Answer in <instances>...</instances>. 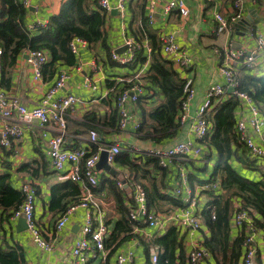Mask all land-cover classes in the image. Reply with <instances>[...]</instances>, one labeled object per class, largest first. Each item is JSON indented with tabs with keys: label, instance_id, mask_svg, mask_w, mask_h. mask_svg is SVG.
Listing matches in <instances>:
<instances>
[{
	"label": "crops",
	"instance_id": "crops-1",
	"mask_svg": "<svg viewBox=\"0 0 264 264\" xmlns=\"http://www.w3.org/2000/svg\"><path fill=\"white\" fill-rule=\"evenodd\" d=\"M109 1L111 4L116 2V0ZM147 1L124 0L123 13L116 7L112 8L108 11L105 23L107 49L99 42L85 46L79 45L77 52L74 53L76 57L75 64L58 67V72L67 70L68 77L64 87L57 92V95L61 96L71 93L78 97L79 100L74 104L73 109L66 117L68 137L65 147L67 149L77 147L89 149L93 144L89 140L90 129H95L101 143L105 145L118 144L121 148H131L136 151H130L131 155L147 150L165 149L176 141H191L194 144H200V140L188 131L187 125L180 127L177 134L164 141V143H155L150 140L142 141L136 137L133 124L138 120L140 122L142 110L149 111L163 100L162 95L158 93L156 88L153 87L154 89H152L149 87V83L145 84L137 103H128L131 113L130 122L123 129L118 127L119 113L115 105L116 95L113 90H110L106 86V81L115 80L123 82L133 77L139 70H143L146 73L149 65L148 59L141 65L136 64L132 69L128 65L108 64L106 61L107 50L109 49L111 53V51H116L117 48L123 47L126 33L133 35L132 30L141 29L143 27L142 24H144L148 34L152 35L155 44L159 46V54L164 59H167V57L161 51L160 37L167 34L174 35L175 41L191 58V64L186 69L175 66L167 59L181 78L184 79L186 76L191 77L193 80L195 92L189 105V116L191 117L204 101L208 87L214 83H224V78L219 71V55L215 49L227 44L231 49L248 50L255 45L254 35L264 32V0H242L239 9L234 7V0H185L190 11L186 17H182L176 11L165 14L163 12V5L167 0H161L154 12L152 22L148 20L146 15ZM60 3L61 0H30L29 7L31 9L28 7L29 11L25 16V22L29 30L33 34L37 33L36 27L44 25L50 15L57 13ZM216 12L223 14L225 17L239 12L241 17L230 31L217 34L213 30L215 22L214 13ZM141 13L144 17L143 23L140 20ZM146 39L147 45L150 46L152 39H148L147 36L143 35L142 38L139 37L137 40L140 43H144ZM140 49H142L143 55L148 56L146 49L142 47ZM26 53L27 51L23 52L16 59V63L12 69L9 88L5 89L1 86L0 88L8 96L18 98L27 108H32L38 104L43 95L51 87L57 78L58 72H55L50 79H44L43 74L40 80L33 79L31 67L24 56ZM76 66H80L81 68L77 69ZM241 68L238 67V72ZM262 74H264V71H259L256 75ZM85 76H90L97 82L95 90L83 85ZM115 108L116 111L113 112ZM85 115H89L91 118L88 124L93 125L92 128H87L83 124H77V121H84L82 118ZM112 118H116L114 121L115 128L103 126L105 121H110ZM6 122L0 117V129H2ZM8 122L18 125L22 133L21 137L12 143L11 148L5 149L0 146V173L9 174V181L13 188L20 189V186L24 182H30L35 187L36 224L43 238L52 245V249L45 251L38 247L33 242L28 229L20 231L19 227L21 224L18 223L19 217L16 219L9 218L8 221H4L1 233L4 234L8 245H17L22 248L25 260L24 264H75V259L72 257L70 251L74 240L80 234L85 210L82 207L76 208L70 215L65 227L59 232L54 227L55 220L59 214L58 212L49 210L51 185L70 179V164H66L61 171H55L50 166L47 155L48 141L57 134V130L52 124L41 127L37 121H34L32 125L17 122L16 115L8 119ZM254 139L259 141L257 137ZM202 145L206 146L205 144ZM205 151L206 153L198 159L174 158L163 171L157 173L151 171V176L155 177L158 184H161L160 192L170 195L176 201L178 200L177 202L179 203L173 204L169 200L157 198L152 210L165 213L183 206L179 200L180 198L174 195V188L180 184V170L187 172L188 182L194 193L197 192L198 186L202 183L201 181L211 178L214 165H210V161L216 158V152L213 150L208 153L207 146ZM247 157L250 164L233 161V166L242 175L253 180H258L264 176V161L251 159L248 156V152ZM110 164L120 173L130 174L125 166L115 165L113 162ZM201 164H204L205 168L201 167ZM24 165L34 167L37 172L36 175L33 176L29 171L30 169L20 170V167ZM205 169L208 171L207 173H210L209 176L204 174ZM97 176L99 177V184L105 178H109L110 180L117 178L104 169L98 170ZM76 183L79 185L81 194L83 191L82 186L78 182ZM123 191L127 197L131 196V192H126L124 188ZM93 195L101 203L103 220L111 232L118 219V215L115 212V200L110 193V189L105 186L99 191H94ZM196 197L198 199L196 212L201 213V210L207 205L208 197L204 193H200ZM124 203L130 207L132 199L131 201L126 199ZM255 216L257 215L255 214ZM201 221V228L194 233H188L185 230L180 231L185 255L190 250L193 242L197 241L198 238L204 241L205 236L209 235L202 217ZM137 224L138 229H133L132 236L125 239L118 248L109 253L106 264H114L115 254L120 251L133 252V260L128 264H151L149 252L155 246L149 245L148 255H146V243L154 237L165 234L168 228L172 226V223L166 221L163 227L155 228L149 227L143 222V219H140ZM238 234L239 229L231 226L230 236L234 238ZM254 239L257 246L254 264H264L263 231L256 228ZM88 264H100L99 258L89 254ZM205 264H216V262L210 255L206 259Z\"/></svg>",
	"mask_w": 264,
	"mask_h": 264
},
{
	"label": "built area",
	"instance_id": "built-area-1",
	"mask_svg": "<svg viewBox=\"0 0 264 264\" xmlns=\"http://www.w3.org/2000/svg\"><path fill=\"white\" fill-rule=\"evenodd\" d=\"M24 6L29 7L30 0H21ZM124 0H116L111 4L109 0H98L100 7L107 12L112 8H117L121 13L124 12ZM242 0H234V7L239 9ZM161 0H148L146 5V15L150 22L153 21L154 12ZM115 4V5H114ZM176 11L182 17L189 15V8L185 0H167L163 5L165 14ZM241 14L236 12L229 17L223 14L214 13L215 33H224L230 31L233 25L240 19ZM255 45L248 50L231 49L229 46L223 45L216 48L215 51L219 55V71L224 78V83H214L210 85L206 91L204 101L196 109L195 113L189 116L190 101L194 96V86L191 77H184V97L182 99L179 121L181 127L187 125L188 131L197 139L201 140L208 134L209 123L206 120V114L214 106V104L225 101L229 97L237 100L235 110V127L239 138L247 148L248 156L251 159L264 161V116L255 104L251 96L237 88L238 85V67H244L248 71L257 74L264 71V32L254 35ZM88 43L80 38H73L70 41L71 50L76 53L79 45H87ZM124 45L126 46L123 53L111 51V58L120 65H126L135 59V54L141 47L146 49L147 54L150 52V46L147 45V39L144 43H140L134 35L125 34ZM161 51L175 66L186 69L191 64L190 56L175 41L173 34L162 35L160 37ZM1 54V50H0ZM27 61L33 73V79L40 80L42 78V67L48 61L49 55L43 50L27 51ZM77 69L81 68L76 66ZM143 70H139L133 77L126 79L130 85L122 90L115 98V105L119 113L118 127L123 129L130 122L131 113L128 103H137L139 96L145 87ZM68 77L67 70H61L57 73L56 80L51 87L43 95L38 104L32 108H27L16 97H10L0 88V117L4 123L0 129V146L8 149L12 143L21 137V129L16 124H10L8 119L16 115L17 122L32 125L34 121L43 127L52 124L57 134L48 141L47 155L50 166L55 171H61L66 164H70L69 178L78 182L82 186V193L79 195L77 202L69 205L61 212L55 220V230L61 231L73 211L82 207L85 210L84 220L79 236L73 242L71 255L75 259V264H88V255L99 258L100 264H106L109 255L108 249L105 247V240L110 235V229L105 224L102 216V207L98 199L93 195V190L99 183V177L95 169L96 162L99 160L101 150L108 152L107 160L113 162L114 156L120 151L125 150L130 153L134 151L121 148L118 144L105 145L101 143L95 130L89 131V140L97 144V149L91 152L86 147H77L67 149V115L73 109L74 104L79 100L78 97L71 93L65 95H57V92L64 87ZM83 85L92 90L97 88V82L90 76H85ZM139 120L133 124L136 129ZM257 137L259 141L254 138ZM203 144V143H202ZM206 146L197 145L191 141H176L165 149L144 151L159 158L161 166L169 165L174 158L198 159L204 153ZM136 152V151H134ZM139 153V152H137ZM141 153V154H142ZM126 183L130 187L132 203L129 208L128 217L133 224V229H138V222L143 219L149 227H163L166 221H170L172 225L177 226L180 231L185 230L188 233H194L201 228V215L197 211V195L203 189L213 188L220 190L217 181H208L198 186L197 192H192L188 182V175L185 170L179 171L180 184L174 188V195L181 201L183 206H179L169 212H159L148 208L147 194L139 182L132 180V175L123 173ZM117 185L123 188L124 182L117 179ZM20 190L24 195L23 202L15 209L10 219H16L20 216L24 217L27 229L32 237L33 242L41 249L48 251L52 249V245L43 238L40 229L35 220V198L36 189L30 182H24L20 186ZM255 214L250 209L243 208L238 200L234 201V209L230 219L231 226L239 229L242 237V255L239 264H254L257 254V246L254 239L256 227L254 224ZM214 218V214H211ZM151 264H158L157 247L151 248L149 252ZM132 251H120L115 254L114 264H128L133 260ZM210 257L209 251L204 247L203 240L199 239L192 243L190 250L186 254V264H205L206 259Z\"/></svg>",
	"mask_w": 264,
	"mask_h": 264
},
{
	"label": "trees",
	"instance_id": "trees-1",
	"mask_svg": "<svg viewBox=\"0 0 264 264\" xmlns=\"http://www.w3.org/2000/svg\"><path fill=\"white\" fill-rule=\"evenodd\" d=\"M28 11V7L24 6L21 0H0V86L5 89L9 88L16 59L25 51L43 50L48 53L49 59L42 67V74L44 79H50L55 72H58V67L75 64L76 57L70 47L73 38L83 39L90 45L99 42L105 49L108 47L105 29L108 12L99 6L98 0H61L58 12L50 15L44 25H38L37 33L34 34L25 22ZM140 15L143 23V14ZM142 25L141 29L138 27L139 29L132 30V33L137 39L142 38L143 35L152 39L150 52L145 56L142 49H138L135 59L125 66L128 65L132 69L136 64L141 65L148 59L149 65L143 79L145 83H149V87L158 90L163 100L149 111L142 110L135 135L142 141L164 143L174 137L181 127L179 114L184 97V79L172 68L169 60L161 57L159 46L155 44L152 35L148 34L145 25ZM106 61L110 65L118 64L112 60L109 49L106 53ZM237 79V88L251 96L264 116V74H252L242 67ZM106 86L118 95L130 85L126 80L123 82L107 80ZM236 107L237 100L233 97L214 104L206 114L209 123L208 134L199 144H205L208 153L213 150L216 152L211 178L201 181V184L217 181L220 190L206 188L201 191L207 195L208 202L200 213L209 231L203 245L216 264L240 263L243 234L234 238L230 236V219L235 200H238L243 208L250 209L257 215L254 219L255 227L264 233V176L253 180L239 173L233 166V161L250 164L247 148L239 138L235 127ZM115 111L116 108L113 112ZM83 119L84 121H77V124H83L87 128L93 127L88 124V121H91L89 115H85ZM115 119L105 121L103 126L115 128ZM96 147L97 144L93 143L89 150L94 152ZM113 163L125 166L132 175V180L142 184L147 194L149 209L153 208L157 198L179 204L178 200L170 195L162 194L161 184L151 176V171L157 173L165 169L157 156L148 153L131 155L123 150L114 156ZM22 169H30L33 176L37 173L34 167L28 165L20 167V170ZM105 186L110 189L115 200V212L118 215L109 237L105 240V247L110 253L132 236L135 222L129 219V208L124 203L126 199L131 201V196L127 197L123 188L117 185V178L111 180L105 178L92 190L99 191ZM79 195V185L71 179L55 183L50 187L49 210L60 214L69 205L77 202ZM23 199L22 191L11 186L9 174L0 173V264L25 263L22 248L8 245L4 234L1 233L3 222L9 220L12 212L23 202ZM211 214H214V218H211ZM146 244V255L149 245L157 247L158 264H186L182 237L177 226H170L165 234L154 237Z\"/></svg>",
	"mask_w": 264,
	"mask_h": 264
},
{
	"label": "water",
	"instance_id": "water-1",
	"mask_svg": "<svg viewBox=\"0 0 264 264\" xmlns=\"http://www.w3.org/2000/svg\"><path fill=\"white\" fill-rule=\"evenodd\" d=\"M29 9L31 8L29 7ZM125 48H126L125 45L123 47L117 48L116 52L122 53L125 50ZM24 56L27 58V54H25ZM107 157H108V152L105 149L101 150L99 160L96 162V165H95V169L96 170L104 169L108 173L116 176L118 179L124 182L123 188L126 190V192H130V187L126 183L123 173H120L119 171L114 169V167L108 162ZM18 223L21 224L19 227L20 231L27 229V225H26L24 217L20 216L18 218Z\"/></svg>",
	"mask_w": 264,
	"mask_h": 264
},
{
	"label": "rangeland",
	"instance_id": "rangeland-1",
	"mask_svg": "<svg viewBox=\"0 0 264 264\" xmlns=\"http://www.w3.org/2000/svg\"><path fill=\"white\" fill-rule=\"evenodd\" d=\"M214 162H215V159L211 160V161H210V165H213ZM201 165H202L201 167H204V168H205V166H203L204 164H201ZM207 172H208V171H206V169H205L204 174H206L207 176H209L210 173H207ZM205 179H206V178H205ZM207 179H208V178H207Z\"/></svg>",
	"mask_w": 264,
	"mask_h": 264
}]
</instances>
